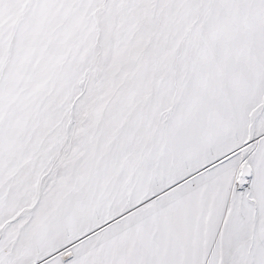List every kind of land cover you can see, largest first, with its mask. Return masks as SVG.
<instances>
[{"label": "snow or ice", "instance_id": "6c2138e0", "mask_svg": "<svg viewBox=\"0 0 264 264\" xmlns=\"http://www.w3.org/2000/svg\"><path fill=\"white\" fill-rule=\"evenodd\" d=\"M0 264H264V0H0Z\"/></svg>", "mask_w": 264, "mask_h": 264}]
</instances>
